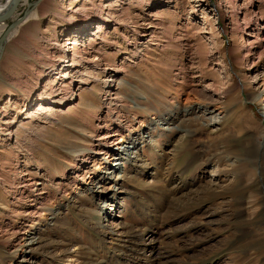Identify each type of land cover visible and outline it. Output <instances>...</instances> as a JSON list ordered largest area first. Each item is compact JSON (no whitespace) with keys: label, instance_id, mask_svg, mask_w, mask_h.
Listing matches in <instances>:
<instances>
[{"label":"rangeland","instance_id":"obj_1","mask_svg":"<svg viewBox=\"0 0 264 264\" xmlns=\"http://www.w3.org/2000/svg\"><path fill=\"white\" fill-rule=\"evenodd\" d=\"M22 18L0 46V264H264V0H24L0 37ZM107 150L149 173L116 183Z\"/></svg>","mask_w":264,"mask_h":264},{"label":"bare ground","instance_id":"obj_2","mask_svg":"<svg viewBox=\"0 0 264 264\" xmlns=\"http://www.w3.org/2000/svg\"><path fill=\"white\" fill-rule=\"evenodd\" d=\"M12 0H0V12H2L3 10H5L6 9V7L8 6V4L11 2ZM22 1H24V0H22ZM21 1V2H22ZM20 5V3L18 4V6ZM30 7V6H29ZM17 8V7H16ZM16 11V9L13 11V13ZM29 11H27V13H28ZM12 13V14H13ZM23 18L20 20V23H22L23 22ZM3 21H5V20H2V21H0V23L1 22H3ZM20 23H18L17 25H13V26H11L9 29H11L10 31H9V33L10 32H12ZM4 31V30H3ZM9 33H8V35H9ZM7 35V36H8ZM3 45V44H2ZM264 95V94H263ZM171 122V121H170ZM123 141V139L121 140V139H118L117 138V140L115 141V144H116V146H117V144L119 145L120 144V142H122ZM121 145V144H120ZM110 148V147H109ZM134 149H136V146L134 147ZM187 150V149H186ZM261 150L264 152V149H262L261 148ZM135 151V150H134ZM134 151L133 152H131V154L128 156V157H126V158H124L122 155H123V153L121 152H118V154H111V151L110 150H107V151H105L106 153H105V155H110V160L111 161H114V162H117V164L115 165V167H114V172H118V171H121L120 172V174L119 175H121V176H119L118 175V177H117V180L115 181L116 183L118 182V180L121 178V179H124L127 175H129V176H137V175H145V174H148L149 172H148V165L144 162V161H141L140 160V157H139V155H138V152H136V154H135V156L133 157V158H131L130 156L131 155H133V153H134ZM188 151V150H187ZM260 151V150H259ZM103 154V153H102ZM262 154V153H261ZM203 157V156H202ZM196 158H197V156H196ZM119 161H121V162H119ZM204 162H203V165L204 164H206V163H208V161H209V159H207V158H205V160H203ZM126 163H130V168L131 169H129V170H132V172H130V173H128V169H126L125 167L123 168V164H126ZM138 165H140V166H138ZM131 174H133V175H131ZM146 176V175H145ZM130 177V178H131ZM138 177V176H137ZM222 176H218V178L216 179V180H214V181H211V184L216 188V187H219V186H221L220 184L221 183H223L222 181V179L223 178H221ZM237 177H235V179H236ZM104 184L106 183V182H108L107 180H108V178H104ZM237 180V179H236ZM109 181H113L112 179L110 180L109 179ZM100 184H101V182H100ZM210 184V183H209ZM210 184V185H211ZM97 185H99V183L97 184ZM97 185L95 186V188L97 187ZM103 187H100V189L102 190L101 191V194H98V193H96V192H94V190H92L91 191V193H93V195L94 196H103V195H105L106 196V193L109 191V189L110 188H107L106 187V185H102ZM212 187L211 186H208V189L210 190ZM119 189H121V188H119ZM98 192V191H97ZM206 192V191H205ZM108 194V193H107ZM210 217V216H209ZM58 220V218H54L53 219V223H52V225H55L56 223V221ZM100 227V226H99ZM101 228V227H100ZM98 230V229H97ZM31 242L30 243H28L27 245L29 246V248L31 249V250H34V248L35 247H37V248H40L43 252H46L47 250H49V246L48 245H46V246H44V245H41V243H39V241H38V238H34V239H31L30 240ZM115 261V260H114ZM119 261H122V258L121 259H117V262H119ZM123 262V261H122ZM120 264H121V262H119ZM108 264H110V263H108ZM113 264V263H112Z\"/></svg>","mask_w":264,"mask_h":264},{"label":"water","instance_id":"obj_3","mask_svg":"<svg viewBox=\"0 0 264 264\" xmlns=\"http://www.w3.org/2000/svg\"><path fill=\"white\" fill-rule=\"evenodd\" d=\"M22 0H12L8 6L6 7L5 10H3L2 12H0V21L2 20H7L9 19V17L12 16L13 11L16 9V7L18 6V4L21 2ZM18 23H20V20H16L14 21L12 24H10V26L13 25H17ZM10 26L7 28V31L3 33V35H1L0 37V46H3L2 44H4L7 41V35L9 33V31L11 29Z\"/></svg>","mask_w":264,"mask_h":264}]
</instances>
